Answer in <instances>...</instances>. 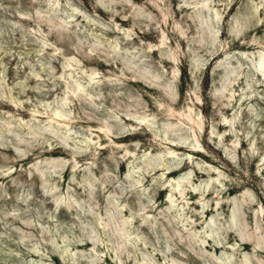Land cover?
Listing matches in <instances>:
<instances>
[{
  "label": "rangeland",
  "instance_id": "rangeland-1",
  "mask_svg": "<svg viewBox=\"0 0 264 264\" xmlns=\"http://www.w3.org/2000/svg\"><path fill=\"white\" fill-rule=\"evenodd\" d=\"M263 55L264 0H0V264H264Z\"/></svg>",
  "mask_w": 264,
  "mask_h": 264
},
{
  "label": "bare ground",
  "instance_id": "bare-ground-1",
  "mask_svg": "<svg viewBox=\"0 0 264 264\" xmlns=\"http://www.w3.org/2000/svg\"><path fill=\"white\" fill-rule=\"evenodd\" d=\"M209 6V5H208ZM208 6H206V7H208ZM255 6V5H254ZM209 8H211V7H209ZM208 9V8H207ZM207 9H206V11H207ZM214 9V8H213ZM212 9V10H213ZM255 9V8H254ZM257 10V9H256ZM214 14V13H213ZM216 17V16H215ZM162 41L161 42H164V40L163 39H161ZM264 56V55H263ZM95 70V69H94ZM96 71V70H95ZM97 74V73H96ZM91 79H94V77L93 76H91ZM75 81V80H74ZM79 82V81H78ZM77 82V86H80V83H78ZM92 82V81H91ZM229 84V83H228ZM225 85V84H224ZM228 86V85H227ZM75 87H76V85H75ZM79 88V87H78ZM227 88V87H226ZM82 90H85V89H83L82 88ZM76 94V93H75ZM191 108V107H190ZM188 111V110H187ZM186 111V112H187ZM191 109H189V113H184V112H177V113H174L173 111L170 113V114H172V115H174L173 117H177L180 121L181 120H185V122L187 123V124H189V126L191 127V128H194V127H198L199 128V130L200 129H202L203 128V122H202V120H201V118L199 119V120H197V119H195L192 115H191ZM54 116H56L55 118H52V119H54L56 122H58L60 119H58L57 117H60L61 116V113H59L58 111H55L54 112ZM199 115V114H198ZM65 118V117H64ZM62 120V119H61ZM176 120V119H175ZM108 124V123H107ZM105 127V126H104ZM109 126H107V127H105V128H100V134H102V135H104L105 137H109V139H110V137H111V133H110V130H109V128H108ZM113 133V132H112ZM197 134V133H196ZM168 172V171H167ZM169 173V172H168ZM138 182V181H137ZM183 192V191H182ZM182 192H181V194H182ZM180 193V192H179ZM210 193V192H209ZM176 194V193H175ZM169 196V195H168ZM182 196V195H181ZM170 200H172V199H170ZM175 201V200H174ZM173 201V202H174ZM222 207V206H221ZM210 210H212V209H210V208H207L206 209V213H208ZM259 215V214H258ZM260 217V216H259ZM264 218V217H263ZM259 225V224H258ZM233 233L234 232H229L228 233V235H229V238L231 237V236H234L233 235ZM250 233H251V231H250ZM235 234V233H234ZM249 234V233H248ZM252 234H254V233H252ZM256 235V234H255ZM243 238V237H242ZM242 240H244V239H242ZM91 241V240H90ZM237 241V240H236ZM85 242V241H84ZM249 242V241H248ZM248 242H246V241H242L241 242V246H243V248H248L249 247V243ZM94 243H95V241H94ZM84 245H87V244H89V242H85V243H83ZM93 245V244H92ZM215 246V245H214ZM218 247H220V246H218ZM255 252H256V258L259 260V253L260 252H263L262 250H255ZM228 259V258H227ZM260 261V260H259ZM229 262V261H228ZM228 264H241V263H234V262H230V263H228Z\"/></svg>",
  "mask_w": 264,
  "mask_h": 264
}]
</instances>
